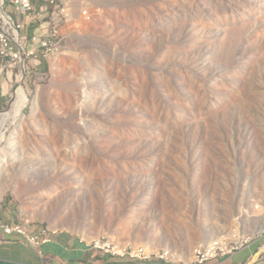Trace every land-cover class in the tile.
Returning <instances> with one entry per match:
<instances>
[{
	"label": "rangeland",
	"instance_id": "obj_1",
	"mask_svg": "<svg viewBox=\"0 0 264 264\" xmlns=\"http://www.w3.org/2000/svg\"><path fill=\"white\" fill-rule=\"evenodd\" d=\"M32 1L60 50L1 100L2 219L175 264L264 241V0Z\"/></svg>",
	"mask_w": 264,
	"mask_h": 264
},
{
	"label": "built area",
	"instance_id": "obj_2",
	"mask_svg": "<svg viewBox=\"0 0 264 264\" xmlns=\"http://www.w3.org/2000/svg\"><path fill=\"white\" fill-rule=\"evenodd\" d=\"M9 5L13 8V12L3 0L0 10V105L1 100L6 96L5 90L7 86L13 87L14 83L20 84L24 81L30 67L39 66L44 61H50L57 55L60 47L55 43L57 31L49 30L46 36L28 37L25 33V25L22 21L16 19L14 13L21 16L31 15L32 23L46 21L49 16L48 8L41 2L39 6H35L32 0H8ZM54 4V1H51ZM0 230L7 235L17 234L23 237L29 244L41 254V247L45 242L40 240V237L22 236L19 233V226L7 224L1 217L0 211ZM112 241L109 239H100L94 242V248L103 252L106 255L112 254ZM248 245V242H242L232 248L231 253ZM121 246L119 245V248ZM129 251H133L127 247ZM203 249V248H202ZM203 250L202 259L204 258Z\"/></svg>",
	"mask_w": 264,
	"mask_h": 264
},
{
	"label": "crops",
	"instance_id": "obj_3",
	"mask_svg": "<svg viewBox=\"0 0 264 264\" xmlns=\"http://www.w3.org/2000/svg\"><path fill=\"white\" fill-rule=\"evenodd\" d=\"M13 12V8L9 7ZM16 19L25 25L28 37L46 36L49 25L46 21L32 23L31 15L21 16L14 13ZM6 221V219H4ZM169 258H151L141 261L115 258L96 250L93 244L80 236L59 232L51 241L41 247V254L17 234L7 235L0 230V264H175ZM193 264V262L191 263ZM203 264H264V241L255 240L233 254H220Z\"/></svg>",
	"mask_w": 264,
	"mask_h": 264
},
{
	"label": "bare ground",
	"instance_id": "obj_4",
	"mask_svg": "<svg viewBox=\"0 0 264 264\" xmlns=\"http://www.w3.org/2000/svg\"><path fill=\"white\" fill-rule=\"evenodd\" d=\"M19 96H18V100L16 102L15 105L16 106V110H15V114H14V118H18L22 116L23 110L26 106V104L28 103V98L26 96V94L21 91H19ZM1 211V210H0ZM19 233L22 236H35V233H31L28 230H26L25 228L19 226ZM56 234V232L54 231H50V230H41L36 234V237H40V240L42 242L45 243H49L51 241V237ZM100 240V239H99ZM99 240H96L94 242H98ZM94 242L93 247H94ZM225 243H223L221 246L219 245H215L209 248V252H204V258L202 259H194L193 260V264H203L207 261H209L212 257H214V253L218 248L224 249L225 248ZM131 248L133 251H129L128 254V249L127 248H119L118 246H116L114 243H112V254H110L109 256L111 257H115V258H126V259H131V260H136V261H141V260H145V259H151V258H166L165 256L162 255H155L152 252H149L145 247H129ZM167 256V255H166ZM203 257V251H199L196 253L195 258H202Z\"/></svg>",
	"mask_w": 264,
	"mask_h": 264
}]
</instances>
